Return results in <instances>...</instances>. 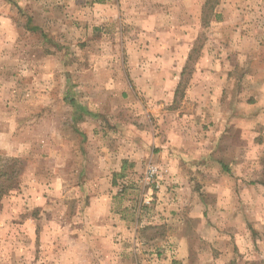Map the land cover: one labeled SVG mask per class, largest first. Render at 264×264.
<instances>
[{
  "label": "rangeland",
  "instance_id": "rangeland-1",
  "mask_svg": "<svg viewBox=\"0 0 264 264\" xmlns=\"http://www.w3.org/2000/svg\"><path fill=\"white\" fill-rule=\"evenodd\" d=\"M105 5L110 9L105 18L100 12L85 16L86 20L76 17L75 30L69 32V40L75 44V69L85 73V82L94 89L91 90L77 80L74 89L66 83L62 78L66 66L61 59L56 79L49 76L35 85L34 42L36 36H41L32 29L23 30L34 25L33 17L24 13L16 0L11 3L18 28L10 32L12 46L0 48V58L7 62L4 68L9 67L14 77L7 96L11 109L0 116L5 124H15L11 127L17 129L14 140L23 124L40 128L37 139L26 142L22 155H8L6 148L0 149V264H180L178 243L168 234L172 228L169 219L177 212L172 203L158 202L163 195L160 187L145 181V160L139 163L137 176L120 172L105 177L99 172L108 164L106 153L118 145L117 119L142 128L150 126L146 98L136 97L132 102L124 96L120 101L117 81L108 84L104 79L114 71L115 59H110L121 53L120 45L114 47L115 42L124 43L144 34L139 30L151 25L155 16L165 25V19L178 6L182 12L177 23L179 20L196 30L187 41L193 45L190 60L183 69L175 100H166L162 107L164 101L157 99L154 106L177 114L185 105L184 92L191 83L190 76L201 72L198 83L204 92L200 99V134L205 135V140L215 138L213 145L209 140L203 148L214 151L218 163L214 164L215 175L195 177L193 190L198 198L212 203L213 212V203L222 205L215 225L231 238L234 255L228 257L227 264H264V0H107ZM7 8L1 5L5 12ZM120 19L123 30L116 24ZM81 22L86 23L85 27L80 26ZM140 22L144 23L137 24ZM64 34H55L57 44ZM20 40L26 41L23 47L19 46ZM108 41L113 43L112 48L106 45ZM48 51L44 48V55ZM124 61L122 72L130 74L131 67ZM51 65L43 67L50 69ZM22 70L27 76L21 73L24 78L20 79L18 73ZM108 86L116 92L102 94L101 89ZM41 87L46 91L54 87L60 94L41 98ZM161 114L164 117L153 118V125L160 121L158 128L167 123V114ZM210 114L216 116L212 132L208 125ZM82 122L83 128L78 126ZM125 135L128 140L130 131L126 130ZM23 137L29 141L27 135ZM5 142L6 138L2 145ZM98 155L101 159H96ZM67 157L71 158L73 172L70 183L56 184L52 173L64 165ZM129 168L130 164L124 171ZM82 169L91 170L86 178L92 183L89 186L83 187L85 177L76 175ZM200 179H216L215 185L211 190L204 188ZM104 187L107 190H99ZM169 192L164 191L163 196ZM99 194L113 196L107 218L102 214L109 210L108 203L92 200L100 198ZM225 206H232L229 217L221 214L227 211ZM209 212L208 207L205 213Z\"/></svg>",
  "mask_w": 264,
  "mask_h": 264
},
{
  "label": "crops",
  "instance_id": "crops-1",
  "mask_svg": "<svg viewBox=\"0 0 264 264\" xmlns=\"http://www.w3.org/2000/svg\"><path fill=\"white\" fill-rule=\"evenodd\" d=\"M13 1L15 0H1L0 48L12 46L10 32L13 33L14 30L18 28L17 25H14L11 12V3H13ZM16 1L19 6H22L20 8L24 10V13L30 16V18L33 17L34 25L31 26L32 28L29 26L23 30L32 29L40 33L41 36V38L36 36L34 42V64L36 65L34 73L35 85L42 82V80L49 79V76H51V80H55L58 72L57 65L61 59L66 66L62 78L66 79L68 85L70 83L72 89H74L73 84L77 80L85 89L91 88V90H94L85 82V73H80V71H76L75 69V44L72 39L69 40V32L75 30L76 17L86 20V18L91 16L94 12L96 14L100 12L103 18H105V14H110L107 13L110 9L105 5L107 0ZM177 1L180 2V0ZM177 3L178 2L175 4ZM1 5H8L6 12L4 9H1ZM176 8L177 11L174 9L172 14L169 11L170 15L165 19V25L161 22H157L162 19L155 16V20L151 25H143L144 28L141 27L139 30L141 33L144 32V34L130 41L127 40L124 43H119L117 40L115 42L114 47L118 48V45H120L121 53L114 54L112 59H110H115L114 62L112 61V64L114 63V71L108 72V75H105L104 79L108 84L117 81L116 84L119 85L117 95L121 97L120 101L124 96H128L130 98L129 100L132 102L135 101L136 97L144 96L146 98V101H148L146 115L147 119L150 121V126L142 128V126H138L133 122L126 124L124 121L117 119L115 124L117 125L118 132L115 136L118 139V145L115 146L113 151L106 153L105 156L108 164L102 166L99 172H102L100 174L105 177L120 172L123 175L126 174L132 177L135 175L137 176V174H135L138 173L137 167L139 163H142L144 160L147 167L152 164L156 166L160 174L159 180H162V182L159 181L160 190L163 191V195H165L164 191H170L165 197L162 195L160 198L161 201L158 202L162 203L161 205L167 204L166 201L172 203V205H174L173 208L177 212L176 217H171L169 219L172 228H170L168 234L172 240L178 243L177 256H179V260L181 261L180 264H227L229 260L228 257L234 255L233 248H231L230 245L231 238L228 239L220 226L215 225L217 223V217H219H216V214H220L219 207L222 205L220 203H213V207L216 209L213 212L212 203H207L208 200L206 198L204 200L203 198H198V194H196L192 186L195 183V177L208 178L209 176L215 175L216 170L214 171L213 169H216V166H214V164L218 163V160L213 156L214 151L212 152L210 149L207 150L203 148L204 144L207 146L209 140V144L213 145L212 141L215 138L212 136L209 140H205V135L200 134L202 131V125L200 124V109L202 108V104L200 99H202V93L204 92L202 84L198 83L202 75L201 72H194L190 76L191 83H189L184 92L183 103L185 105L177 114L174 115L172 112L166 113L167 110L162 111V108H156L154 106L157 99H162L164 101L161 103L162 107L166 100V102H173L175 100L178 85L184 76L183 69L190 60V52L193 45L187 41L192 33L195 34L196 30H193L191 26H188L186 23L181 24L179 20L177 23L176 19H179L182 9L180 6ZM200 8L201 4L198 9L199 16L201 15ZM183 13L185 14V12ZM195 14L197 15V12H195ZM98 18L101 17L99 16ZM170 20H172V23H170ZM143 23L144 22H140L137 24ZM116 24L120 26V30H123L122 19ZM83 25L85 27L86 23L81 22L80 26ZM58 32L65 33L60 44H57L54 40L55 34ZM46 33L49 34L47 35ZM15 42L16 41H13V44ZM25 42L26 41L20 40L19 44H22L19 46L23 47ZM108 44H110L112 48L113 43L108 41L106 45ZM46 47L49 48L50 51H48L49 54L44 55L45 52L43 53V50ZM124 48L126 53L125 57L123 56ZM23 57L20 55L19 58L26 60L24 55ZM124 58L131 67L129 71L130 74L122 72ZM8 59L9 58L6 60ZM125 61L124 63H126ZM201 61L200 58L196 66H199ZM46 63L52 64L50 69L43 67ZM5 65H7L5 59L0 58V113L4 110L9 111V109H11L8 107L9 102L7 96L10 93L11 80L14 77L13 74H10L11 70L9 67L6 66L5 70ZM21 73L27 76L26 71L22 70V72L18 73V78H24L21 76ZM214 80L217 81L218 79L215 77ZM42 90H44V92H42ZM101 90V93L104 95L116 92L111 86ZM58 94H60L59 91L54 87L48 89V91L41 87L39 97L42 98L44 95L55 97ZM66 94H69V86L66 87ZM35 107L37 108V105ZM81 110L84 115L83 109ZM120 110L122 109L120 108ZM210 111L212 110L210 109ZM162 112L167 114V123H162L158 128L157 124H160V121L153 125V118L155 117V119H157L158 116L164 117V115L161 114ZM81 118L82 117H80V119ZM215 119L216 116L214 115L213 117L212 114L208 117V125L211 132L214 130L213 122ZM2 120L3 117L0 116V139H3L2 142H0V149L6 148L5 152L8 155H22L26 150L27 143H33L32 141L37 139V132L40 127L38 125L23 124L18 130V138L14 140L13 135L17 129L13 128V130H11V127H16L15 124L10 126L11 124H5ZM78 126H82L83 128V126L85 127V123L82 122ZM126 130L130 131L128 140L125 138L127 137L125 135ZM31 131L34 135L31 134ZM211 132L210 134H212ZM78 134L83 135L81 132H78ZM23 135H27L29 141H27V137L25 138ZM4 138H6L7 142L2 145ZM214 143L215 145L217 144L216 141ZM125 145L126 148H124ZM100 155H98V157L96 156V159H101V157H99ZM63 164L62 167H59L52 173V180L56 184L70 183L69 177L73 173L70 167L71 158L67 157ZM128 164H130V168L126 172L124 170ZM132 165L135 167H132ZM90 173V169H82L78 174L76 172L77 176L85 177V181H81L83 187L92 184L86 182V178L90 176ZM215 180L206 182L200 179V182L205 186L204 188L208 187L211 190L215 185ZM99 190L105 191L107 187L103 189L100 188ZM185 193H187V196H185ZM99 195L100 198L97 196L92 200L98 199L108 203L109 210L102 214L103 218H107L111 211L110 205L113 196H105L104 194ZM208 207L211 212L205 213ZM225 208L227 211L225 213L221 212V214L227 215V217L231 216L233 212L231 210L232 206H225ZM212 213H214V215ZM237 215L238 220L241 221L242 218L240 213L237 212ZM195 220H197V226ZM219 231L222 232L219 233Z\"/></svg>",
  "mask_w": 264,
  "mask_h": 264
},
{
  "label": "built area",
  "instance_id": "built-area-1",
  "mask_svg": "<svg viewBox=\"0 0 264 264\" xmlns=\"http://www.w3.org/2000/svg\"><path fill=\"white\" fill-rule=\"evenodd\" d=\"M159 179H160V174L156 166H154L153 164L149 165L145 172V181L147 183H152L155 185L156 188H159L160 187Z\"/></svg>",
  "mask_w": 264,
  "mask_h": 264
},
{
  "label": "trees",
  "instance_id": "trees-1",
  "mask_svg": "<svg viewBox=\"0 0 264 264\" xmlns=\"http://www.w3.org/2000/svg\"><path fill=\"white\" fill-rule=\"evenodd\" d=\"M17 162V161H16ZM3 175V170L0 172V176H2ZM4 175H5V173H4ZM1 192H5L4 190H2Z\"/></svg>",
  "mask_w": 264,
  "mask_h": 264
}]
</instances>
